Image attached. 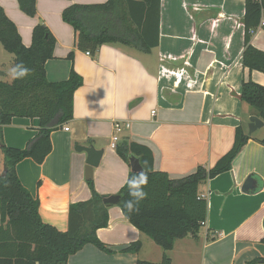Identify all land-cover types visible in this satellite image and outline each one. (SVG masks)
<instances>
[{"label": "crops", "instance_id": "0c3cea01", "mask_svg": "<svg viewBox=\"0 0 264 264\" xmlns=\"http://www.w3.org/2000/svg\"><path fill=\"white\" fill-rule=\"evenodd\" d=\"M107 1L36 0V13L29 16L17 0H0L25 46L36 24L53 34V56L44 65L47 80H65L71 68L83 79L73 95V118L64 124L68 130L62 125L51 132L52 148L43 163L26 158L16 165L21 183L38 199L41 220L60 231L68 228L69 205L91 196L84 177L86 153L76 151V145L103 149L92 177L102 195L117 194L131 171L111 146L116 121L129 125L119 140L150 148L153 168L180 178L199 165L213 167L231 148L238 125L248 132L253 114L239 99L241 83L251 79L264 86V72L250 71L241 62L244 0H160L157 46L142 52L103 44L94 55L87 54L76 47L75 31L63 21L62 10ZM251 44L264 51L260 26ZM0 70L6 73L1 65ZM262 121L248 133L252 138L231 169L199 185L207 217L196 236L176 239L163 251L113 204L107 208V226L96 235L114 252L87 244L66 264H264L256 261L264 258V145L255 139L264 136ZM37 127L36 118L13 117L2 127L1 139L23 148ZM3 168L0 150V174ZM249 174L257 189L245 193L241 186ZM135 241L141 243L138 252L120 251Z\"/></svg>", "mask_w": 264, "mask_h": 264}, {"label": "trees", "instance_id": "16d2710c", "mask_svg": "<svg viewBox=\"0 0 264 264\" xmlns=\"http://www.w3.org/2000/svg\"><path fill=\"white\" fill-rule=\"evenodd\" d=\"M25 14L34 16L36 0H17ZM160 0H108L102 4H71L61 13L63 21L75 31V45L95 54L103 45H126L148 52L158 44ZM264 0H244V48L241 62L250 71L264 72V51L251 44L252 33L264 29ZM252 30V32H251ZM0 44L12 54L14 61H24L34 73L24 80L10 81L0 77V150L6 169L0 175V264H66L68 258L92 244L106 253L114 252L96 235L107 226L109 204H104L93 179L87 184L91 196L71 203L68 207V228L60 231L41 220L38 199L21 183L16 165L30 158L41 164L51 151L50 134L73 118V95L83 84L73 68L62 81H49L45 62L52 58L55 38L44 24L32 29L31 43L25 46L14 22L0 6ZM72 53L69 54L71 59ZM239 99L243 107L264 120V86L248 79L241 83ZM13 117L36 118V134L23 148L5 145L1 129ZM252 137L244 125L235 128L231 148L213 167L197 166L195 171L180 178L153 168V153L145 145L119 140L116 153L129 162V156L139 158L148 174L145 188L147 198L139 205V212L130 217L122 207L127 188L122 186L116 195L124 217L140 232L149 236L163 251L173 247L176 239L196 236L207 217V200L198 193L199 185L218 174L229 171L233 160ZM264 145V136L255 138ZM138 173L129 171L128 175ZM124 185V184H123ZM264 243V238L262 239ZM139 241L131 242L121 252L136 253ZM163 262H169L163 255ZM264 263V258L257 259Z\"/></svg>", "mask_w": 264, "mask_h": 264}, {"label": "water", "instance_id": "95a60500", "mask_svg": "<svg viewBox=\"0 0 264 264\" xmlns=\"http://www.w3.org/2000/svg\"><path fill=\"white\" fill-rule=\"evenodd\" d=\"M3 74V71L0 70V76ZM263 125V121L256 115H251L248 118V133L251 134L256 129L260 128ZM76 151H84L86 153L85 159V169H84V177L86 180L92 179L93 177V169L98 166L101 156L103 154L102 148H96L94 145H76ZM129 165L130 170L133 172H139L142 170L141 164L139 162V158L135 155L129 156ZM5 167L1 172V176L5 174ZM257 189V183L252 174L247 175L245 180L242 183L241 190L245 193L250 191H255ZM120 200L119 195H103V203L104 204H118Z\"/></svg>", "mask_w": 264, "mask_h": 264}, {"label": "clouds", "instance_id": "9594fccd", "mask_svg": "<svg viewBox=\"0 0 264 264\" xmlns=\"http://www.w3.org/2000/svg\"><path fill=\"white\" fill-rule=\"evenodd\" d=\"M34 73V69L27 66L24 61H14L11 63L6 73L10 81L24 80ZM148 184V174L144 169L138 173L128 175L123 186L127 188V199L123 201L122 207L130 217L139 212V205L147 198L145 188Z\"/></svg>", "mask_w": 264, "mask_h": 264}, {"label": "built area", "instance_id": "2783aa9c", "mask_svg": "<svg viewBox=\"0 0 264 264\" xmlns=\"http://www.w3.org/2000/svg\"><path fill=\"white\" fill-rule=\"evenodd\" d=\"M262 24H264V21H262ZM251 32H252V30H251ZM86 53L89 54L88 51ZM128 126H129L128 123L123 124V123L118 122V121H116L114 123V133L112 135V140H111V146L113 148H114L115 144L119 141V138H120L119 136H120V133L122 132L123 128L128 127ZM63 129L68 130V127L63 125Z\"/></svg>", "mask_w": 264, "mask_h": 264}, {"label": "rangeland", "instance_id": "374dc122", "mask_svg": "<svg viewBox=\"0 0 264 264\" xmlns=\"http://www.w3.org/2000/svg\"><path fill=\"white\" fill-rule=\"evenodd\" d=\"M12 57V54L6 52L0 44V65L3 66L4 70H7L8 66L12 63ZM1 78L3 80H9L6 75Z\"/></svg>", "mask_w": 264, "mask_h": 264}]
</instances>
